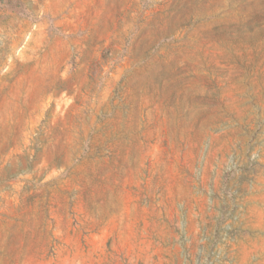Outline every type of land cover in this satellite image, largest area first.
Here are the masks:
<instances>
[{"label":"rangeland","instance_id":"374dc122","mask_svg":"<svg viewBox=\"0 0 264 264\" xmlns=\"http://www.w3.org/2000/svg\"><path fill=\"white\" fill-rule=\"evenodd\" d=\"M0 264H264V0H0Z\"/></svg>","mask_w":264,"mask_h":264}]
</instances>
